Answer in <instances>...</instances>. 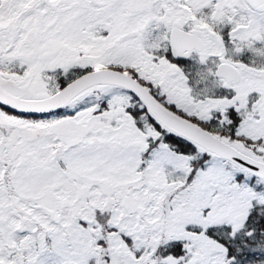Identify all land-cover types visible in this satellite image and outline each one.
Here are the masks:
<instances>
[{"label":"snow or ice","instance_id":"obj_1","mask_svg":"<svg viewBox=\"0 0 264 264\" xmlns=\"http://www.w3.org/2000/svg\"><path fill=\"white\" fill-rule=\"evenodd\" d=\"M0 264H264V0H0Z\"/></svg>","mask_w":264,"mask_h":264}]
</instances>
